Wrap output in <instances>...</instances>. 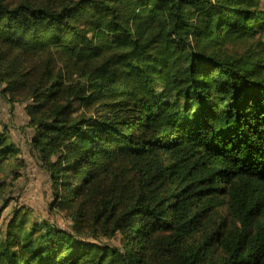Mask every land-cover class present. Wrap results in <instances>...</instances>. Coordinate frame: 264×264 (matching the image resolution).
I'll return each instance as SVG.
<instances>
[{"label":"trees","instance_id":"trees-1","mask_svg":"<svg viewBox=\"0 0 264 264\" xmlns=\"http://www.w3.org/2000/svg\"><path fill=\"white\" fill-rule=\"evenodd\" d=\"M0 94L68 223L15 207L0 264H264V0H0Z\"/></svg>","mask_w":264,"mask_h":264},{"label":"rangeland","instance_id":"rangeland-1","mask_svg":"<svg viewBox=\"0 0 264 264\" xmlns=\"http://www.w3.org/2000/svg\"><path fill=\"white\" fill-rule=\"evenodd\" d=\"M24 109L25 107L22 105H11L0 94V122L3 125L0 126V130H3L4 126L9 129L12 142L21 151L18 160L23 162L14 161L11 171L8 170V175L2 177V180L8 186L6 193L11 202L4 203L0 199V207L4 208L8 205V208L2 214L0 227L6 226L13 215L14 208L19 207L29 209L33 220L47 219L57 223L62 228H67V221L53 215L50 210L52 202L50 180L30 149L33 132L28 127V116ZM17 164L21 167H16ZM21 164H25V167ZM18 169L21 176L14 180V175L11 172L16 173Z\"/></svg>","mask_w":264,"mask_h":264}]
</instances>
